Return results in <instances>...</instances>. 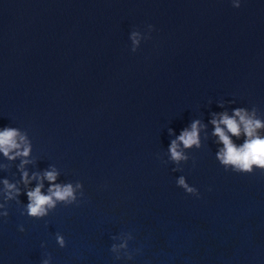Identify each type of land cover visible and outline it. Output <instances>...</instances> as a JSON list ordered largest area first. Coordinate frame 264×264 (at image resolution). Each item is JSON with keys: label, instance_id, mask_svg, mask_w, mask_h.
<instances>
[{"label": "clouds", "instance_id": "clouds-1", "mask_svg": "<svg viewBox=\"0 0 264 264\" xmlns=\"http://www.w3.org/2000/svg\"><path fill=\"white\" fill-rule=\"evenodd\" d=\"M235 7H239L238 0L234 2ZM149 31L152 26H148ZM148 38V37H147ZM130 39L133 44L131 49L133 52L137 50L141 41V33L133 31L130 34ZM222 106V105H221ZM213 118L210 123L214 126L213 135L217 136L223 147L216 153V158L224 167L236 173H252L254 169L264 171V135H261V130H264V120L256 115L254 108L249 112L246 108L238 107L233 109V114L230 116L226 111L221 113H213ZM203 127L200 120H193L190 128H184L179 135L170 141L168 146V161L179 165L182 161L187 162L189 157L185 154V149H191L193 146L199 148L200 144V129ZM172 130L169 129L171 134ZM243 135L242 144L237 145L233 142L232 137L239 138ZM32 151V145L27 134L22 133L18 128L4 127L0 130V153L3 154L9 161H14L21 158L19 169L21 170L20 183L24 185L27 196V204L24 207V212L28 217L33 219H42L54 211L59 204L65 206L77 204L79 197H83V185L81 182L72 183H57L59 172L55 167H50L43 174L29 172L24 166L30 163L28 157ZM177 170V169H174ZM33 181H36L35 187H30ZM49 184L47 193H44V182ZM177 185L184 189L186 193L198 196V190L190 186L184 176L179 177L176 181ZM3 184V202L0 203V216L7 217V206L9 201L16 200L18 203L19 197L22 194L21 189L17 187V183L9 182L8 179L2 181ZM23 214V213H22ZM19 231L23 232L24 227L19 226ZM130 238V237H129ZM56 243L59 247L66 246V241L63 235L56 234ZM127 241L125 240L119 245H112L111 251L118 252L120 249H127ZM132 257L129 255L128 257ZM116 259H120L119 256ZM41 264H51V257L43 259Z\"/></svg>", "mask_w": 264, "mask_h": 264}]
</instances>
